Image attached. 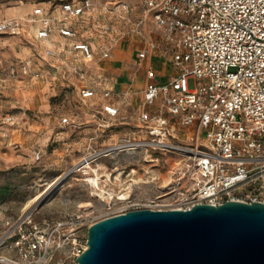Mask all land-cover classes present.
Segmentation results:
<instances>
[{
	"label": "built area",
	"instance_id": "1",
	"mask_svg": "<svg viewBox=\"0 0 264 264\" xmlns=\"http://www.w3.org/2000/svg\"><path fill=\"white\" fill-rule=\"evenodd\" d=\"M134 5L138 15L131 19L127 0H37L27 13L0 19V35L42 45L16 66L0 61V87L41 78L35 64L40 57L62 84L76 83L83 104L95 94L109 99L116 95L112 90L88 85L87 69L77 58L89 62L93 54L87 43L75 39L72 20L84 17L102 35L116 34L115 22L130 23L126 34L140 33L151 20L166 44L161 54L169 56L176 73L156 82L152 69H145L136 120L148 147L186 158L189 184L178 206L167 209L264 203V0H139ZM52 34L63 41L56 42ZM156 47L144 39L137 57ZM95 114L115 118L119 111L102 103ZM60 124L68 125L69 119L62 117ZM107 216L88 224L73 215L37 217L31 209L2 216L0 264H78L86 248L82 228Z\"/></svg>",
	"mask_w": 264,
	"mask_h": 264
},
{
	"label": "rangeland",
	"instance_id": "2",
	"mask_svg": "<svg viewBox=\"0 0 264 264\" xmlns=\"http://www.w3.org/2000/svg\"><path fill=\"white\" fill-rule=\"evenodd\" d=\"M35 1L0 0V19L27 13ZM41 49L24 38L0 35V61L5 65L16 66ZM35 64L41 78L0 87V217L31 209L37 217L73 215L88 224L130 209L178 206L189 187L186 158L146 145L148 136L136 120L138 102L124 100L117 117L101 118L90 106L93 100L79 101L72 76L67 78L75 85H65L40 57ZM86 75L88 85L98 91L96 82L103 73L98 79L88 68ZM187 86L193 87V80ZM62 117L69 119L68 125L60 124ZM91 169L111 197L98 195L86 180L94 176ZM120 194L126 198L118 199ZM86 233L82 228V246Z\"/></svg>",
	"mask_w": 264,
	"mask_h": 264
},
{
	"label": "water",
	"instance_id": "3",
	"mask_svg": "<svg viewBox=\"0 0 264 264\" xmlns=\"http://www.w3.org/2000/svg\"><path fill=\"white\" fill-rule=\"evenodd\" d=\"M78 264H264V203L136 208L87 228Z\"/></svg>",
	"mask_w": 264,
	"mask_h": 264
},
{
	"label": "crops",
	"instance_id": "4",
	"mask_svg": "<svg viewBox=\"0 0 264 264\" xmlns=\"http://www.w3.org/2000/svg\"><path fill=\"white\" fill-rule=\"evenodd\" d=\"M95 1L98 2L99 0ZM127 1L132 5L131 19H134L138 15V8L134 5V0ZM41 5L46 4L42 3ZM16 15H21V13H16L14 16ZM115 25L116 34L102 35L94 32L84 17L72 20V27L77 31L75 39L87 43L93 54V58L89 62H84L79 57L77 61L87 67V70L88 68L94 70L98 79L102 76L101 72L103 73V79H101L103 82H96V87H99L98 90L107 88L116 94L109 99H103L100 95L95 94L89 99L90 101L93 100L90 106H95V109H98L102 103H111L118 108L120 114L124 100L131 98L134 99L135 104H137L136 102L139 103L141 90L145 83L144 71L147 67L152 69L156 82L167 80L176 73V69L170 63L169 56L161 54V49L166 44L160 37L159 29L151 20L145 21L140 27V33L135 34H126L130 28V23L115 22ZM52 39L56 42L63 41V38L56 34H52ZM144 39L153 41L157 47L139 59L137 54ZM105 50L109 51L108 57L102 58L101 53ZM64 55L67 56V54Z\"/></svg>",
	"mask_w": 264,
	"mask_h": 264
},
{
	"label": "bare ground",
	"instance_id": "5",
	"mask_svg": "<svg viewBox=\"0 0 264 264\" xmlns=\"http://www.w3.org/2000/svg\"><path fill=\"white\" fill-rule=\"evenodd\" d=\"M83 167H89L88 165H84ZM91 172H93V177H88L86 180L95 188V190L98 191V195H100L101 197L105 198V197H111V193L106 191L103 187L99 186L98 184V176L96 173L95 169H91ZM38 198V196L34 197L33 199H31L30 201L27 202V204H25V209L30 208V206L32 205V203H34L36 201V199ZM126 197L123 194H120L118 196V199H125ZM116 215V214H114ZM112 216V215H110ZM109 217V216H107Z\"/></svg>",
	"mask_w": 264,
	"mask_h": 264
}]
</instances>
